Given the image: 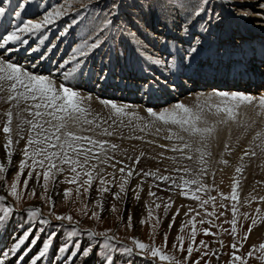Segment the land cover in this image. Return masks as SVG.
<instances>
[{
  "label": "rangeland",
  "instance_id": "374dc122",
  "mask_svg": "<svg viewBox=\"0 0 264 264\" xmlns=\"http://www.w3.org/2000/svg\"><path fill=\"white\" fill-rule=\"evenodd\" d=\"M29 1L17 0L18 5L19 3L25 4V10L30 8L27 10L31 11L32 9L31 16L26 18L25 22L29 20L39 22L46 13L56 9L64 12L58 18L53 17V22L42 28L41 32H18L20 40L14 43L16 45H6L7 49H16L18 45L24 43L23 41L32 38L33 47L36 43H42L41 56L44 58L45 54L49 53L48 49L54 47L53 50H56L55 53L56 56L59 55V59L55 58L56 56L53 57L51 70L46 71L44 76H60L59 78L63 79L61 72L57 71L60 68L59 65L64 61H70L61 70L62 72H67L74 66L75 62L71 61V54L72 50L81 43L82 32H86L85 38L92 36L94 39H99L100 46L88 51L86 57H81L80 60L83 63L72 76L63 81L80 94L85 93L93 96L92 92L89 93L85 89L91 88L93 84L94 86L99 84L97 83L98 79L89 72L92 68H98L94 62L109 70V72L103 70L101 77L106 73L110 74L111 69L119 75L117 70L120 67L126 68L128 62H132L130 43L139 34V24L147 31L149 30L152 35L155 34L154 40L158 49L164 47V53H166L170 48H173L168 45L167 47L160 45L163 42L169 44L172 40V37L166 36V33L160 34L157 29L166 24L167 17V13L164 15L161 9L160 0H32L33 7L28 5ZM164 1L168 7V16H170L180 40H182L181 36L186 34L185 29L193 32L198 30L197 32L200 34L186 37L189 39L188 42L192 40L191 45L196 46L197 38L203 35L205 32L203 29L206 28L208 34L203 37L206 40L201 38L203 42H206V51L209 52L212 48L222 59L228 55L229 52L224 50V43L215 44L220 33L218 31H223L224 19L222 18V5L218 4L219 1L194 0L191 3L189 0H183L185 7L174 6L172 0ZM222 1L236 17L252 12L261 14L259 9L264 8V0ZM5 2L1 3L0 7ZM197 7L202 8L203 11L199 16H194L193 13ZM24 9L20 10L17 6L14 11L23 13ZM15 12L12 16L15 15ZM4 17L2 16L4 21L13 19V17ZM143 18H147L144 23ZM10 24L8 32L16 30L15 26L17 25H23L14 20L10 21ZM165 30L164 32H166ZM62 32L64 35H61ZM233 33L237 37L235 40L237 45L241 44L243 38H241L236 25H233ZM139 39L142 44L146 43L144 36H140ZM201 45L199 44L197 47L200 48ZM251 45L254 46V44ZM237 47L238 60L245 64L242 62L244 55L242 48L239 45ZM140 51L139 45L137 52ZM186 56L187 52L184 53V57ZM126 58L128 62H124ZM166 58L162 64L154 63V65L159 66V75L157 76L160 77L161 83L159 81L158 83L167 90L175 85L173 74L176 68L173 70V67H168L170 63L173 64V57ZM229 58L231 63L232 53ZM39 59L42 60L41 57ZM208 60L206 61L208 62ZM134 62L136 63L135 60ZM132 66L137 68L134 63ZM200 66L201 64L197 65L198 68ZM183 69H180L179 72L184 73ZM226 79L221 82L224 86L222 88L220 85L217 87V83H213V86L210 84L209 89L183 92L169 104L164 102L161 108L147 107L145 99L139 94L126 101L104 99L118 106L127 105V113H135V110L131 108L136 107L143 108V110L151 108L160 112L171 109L177 103H183L194 110L199 105L209 121H215L217 117L210 114L208 105L218 104L219 100L214 96L211 99L208 97L214 90L233 92L231 86L234 81L229 77ZM54 81L58 85L61 83L57 79ZM235 83L237 84V80ZM248 83L250 85L249 81ZM243 85L245 86V84ZM251 86L254 87V91L257 90L255 86ZM185 87L188 89L191 86L186 84ZM7 95V91L0 93V96L5 97L0 100V145L4 150L2 158L7 169L3 173L5 179L0 181V196H4V199L0 200V216L5 215L3 211L5 208H10L11 214L3 222H0V228L5 229L13 215L18 216L20 224L18 225L19 234L16 238L18 239L25 232H29V238L21 247L25 248L31 243L32 238L36 237L38 238L37 243L31 249L36 248V251L39 252L44 241L51 237L47 252L51 250L54 254H61V260H65L63 263L69 258L72 264H82L88 259L97 260L100 264H125L128 260L134 261L136 258H142L148 264H160L158 258L153 259L150 253L147 256L139 254L141 250L135 248L133 238L160 248L164 244L165 234H167V247L163 250L168 255H174L180 264H196V262L199 264H264V261L259 259L261 255H264V252L258 247L260 243L264 242V200L261 199L264 197V135L259 139H254L257 132L264 133V109L259 106L257 99L264 94L254 96V98L258 97L253 103L240 106L235 120L217 125L215 138L211 139L204 149L206 153L210 152L211 154L204 155L205 163L203 164L199 163L201 157L200 153L195 151V145L191 153L186 149L183 152L172 150L174 144L178 147L181 142L175 138L169 140L165 137L169 134L167 128H171L173 132L178 131L175 126H165L158 121H153L146 111V115L137 114L142 118L140 120L129 115L117 116L110 105L92 103L84 99L83 106L89 110L86 118L94 120L100 126L93 127L83 124L84 129L91 127L92 131H82L78 134L92 137L98 141L104 140L108 144L105 145L104 153H101L99 147H96L94 153L89 154L95 155L96 158L90 159L84 169L77 166L81 177L75 183L66 182L75 175L71 172L70 165L67 163L61 165L57 161V166L62 167L63 171L57 172L55 181L50 180L48 184L47 196L50 199L42 198L45 195L42 177L45 169L40 168L38 164L35 167V172L41 173L40 180L37 181L33 176L27 187L22 183L23 180L28 179L27 173L33 171L31 152L35 145L28 146L29 157L26 158L23 152L30 134V126L24 124L18 128L19 121L15 116L17 109L12 106L14 102L10 103L6 100ZM10 108L13 112L10 133L13 141L10 146L13 153L11 161L6 156L4 147L6 134L3 132L4 124L7 121V117L3 113H6ZM21 115L24 119H32L27 112H23ZM145 125L149 126L145 127ZM105 128L112 131L114 135H100L99 133ZM141 128L144 130L141 131ZM157 129L160 131L157 132ZM72 131L77 130L73 128ZM180 134L187 139V134ZM137 136L142 139H135L134 137ZM112 144L117 146L114 150L110 147ZM246 150L248 155H244ZM252 152H255V156L251 155ZM105 155L109 157L106 161ZM188 155H191L192 159H187ZM137 157H140L139 162L136 160ZM242 157L243 159H241ZM36 159L39 160L41 157L38 156ZM78 159L83 162L84 158L80 156ZM22 160L30 167L25 168L20 176L18 191L21 193V199L16 200L8 195V192L15 174L20 171L19 164ZM93 164L96 165L95 169L91 168ZM185 167L188 168L187 172L183 170ZM237 167H242L240 173L236 172ZM120 168L125 169L124 173L119 171ZM84 170L92 171L96 176L88 192L84 191V188L88 187L83 184V180L87 178L83 174ZM129 171L132 172L131 176L128 175ZM145 173L151 174L145 175ZM101 176L106 181L104 185L100 182ZM162 177H169V179L165 180ZM196 178L199 179V184H185V181H192ZM234 180L238 182V197L235 201L230 198L231 186H229L230 182L233 183ZM125 181V191L121 192L119 184ZM33 187L36 188L35 196H29L27 193ZM103 187H106L108 191H99ZM66 189L70 190L67 199L64 197ZM115 193H119V198H114ZM193 196H198L199 199H193ZM209 197H214V201L209 200ZM202 200H208V203L201 204ZM98 202L103 204V208L97 206ZM233 205L236 207V232L234 234L231 223ZM113 206H115V211H113ZM165 206H167V210H165ZM149 209L152 212L151 217L148 215ZM94 211L99 214V218L92 217ZM33 212H35L34 215L31 214ZM55 215L71 216L72 222L56 220ZM129 217H131V227H129ZM253 218L258 221L256 224H253ZM141 220H144L143 224ZM189 220L192 221L191 224L188 223ZM250 226L251 232H249ZM193 229H195L194 236ZM205 230L209 233L208 235H205ZM101 233H106V235H101ZM246 235L247 239H245ZM177 237H182L183 251L180 250L181 243ZM0 238H2L1 234ZM233 244L236 245L235 249L232 247ZM173 245L176 247L174 248ZM189 245L193 248L190 256L187 252ZM129 248L133 251H126ZM85 249L88 250L87 255L83 254ZM250 251L253 253L251 257L248 256ZM233 252L242 257V261L234 262Z\"/></svg>",
  "mask_w": 264,
  "mask_h": 264
},
{
  "label": "snow or ice",
  "instance_id": "6c2138e0",
  "mask_svg": "<svg viewBox=\"0 0 264 264\" xmlns=\"http://www.w3.org/2000/svg\"><path fill=\"white\" fill-rule=\"evenodd\" d=\"M2 2L3 0H0V3ZM172 2L174 6L185 7L183 0H172ZM18 7L20 9H24L25 4L19 3ZM201 11H203V9L197 7V10L193 13V15L199 16ZM4 13L5 8L0 7V15H3ZM63 14L64 12H62L60 9H56L53 12L46 13L39 22H33L29 20L24 22L22 26L17 25L16 30L8 32L6 35L0 37V40H2V45H8L10 42L20 40L18 32L32 33L35 31H39L46 25L52 23L53 17L58 18ZM15 15L20 16V11H16ZM203 30L207 31L206 28H204ZM61 35H64V33L62 32ZM85 36L86 32H82L80 38L81 43L72 50L71 61L75 62L74 66L69 71L62 72L61 70L64 69L65 65L70 62L64 61V63H62L60 65V68L57 70L58 72H61V75H63L65 81L68 79V77L72 76V74L77 70V68L80 67L81 63H83L80 58L86 57L88 55V51L96 49L100 46V41L98 38L94 39V37L92 36H88L87 38H85ZM23 42L27 43V41ZM199 44L200 39L197 38L196 45ZM9 50L10 49H5V51ZM32 51H36V49H33ZM198 51L199 48L197 46L190 47L187 52V56L181 58V62L190 61V58L193 56V54ZM43 58L44 56H41V59ZM148 59L152 63H163V61L154 60L151 57H149ZM175 66L176 65H173L171 63L168 65L169 68ZM4 82H7L8 84L6 89ZM145 87H148V85H145ZM172 87H175V85H172ZM5 91H7L8 93L6 100L10 103L14 102L12 106L17 109L15 116L16 119L19 121L18 128H20L24 124L30 126V134L28 137L27 145L23 152V155L26 158L29 157L28 146L35 145L31 152V167L33 168V171L27 173L28 179L23 180L22 183L25 187H27L29 185V180L32 179L33 176H35L37 181L40 180L41 173L35 172V167L37 164L40 166V168L45 169L42 173L43 188L45 190V195L42 198L50 199V197L47 196L48 184L50 180L53 182L55 181L57 172L63 171L62 167L57 166V161H59L61 165L65 163L70 165V170L75 175L70 181L66 182L75 183L79 181L81 177V172L77 171V166H79L81 169H84V166L88 164L90 159H95V155L89 154L94 153L96 147H99L101 153L105 152V145L108 144L107 141H98L92 137L78 134L82 131H92L91 127L88 129H84L82 127L83 124H87L93 127L100 126L99 124H96L94 120L86 118L89 110L83 106V101L84 99L90 100V96L82 97L79 92H77L72 87L67 86L64 82H61L59 85H56L54 79L49 76L34 74L32 72H29L24 66L19 65L15 61H11L6 58H0V93H3ZM213 96L219 100V103L214 105L209 104L208 109L211 115L217 117L215 121H209L207 116L204 114L203 109L199 105L195 110L186 106L183 103H177L171 109H165L160 112H156L151 108L145 109V111L148 113V116L151 117L153 121H158L165 126H175V128L178 129V131L173 132L171 128H167L169 134L165 137V139L172 140L175 138L176 140L181 142L178 147L175 144L173 145V151L179 150L183 152L186 149L189 153H191L195 145V151L200 153L201 157L199 163L203 164L205 163L203 160L204 155L211 154L210 152L206 153L204 149L208 146V142L211 139L215 138L217 125L226 124L229 120H235L238 114L239 107L245 104H251L256 99L250 94H245L236 91L228 92L214 90V92L210 94L208 99H211ZM2 99H5V97L0 96V100ZM258 100L259 106L264 109V96L259 97ZM101 103L105 105H110L114 114L117 116L129 115L134 116L137 120L142 119L136 113H127L126 106H118L115 103H111L109 101H101ZM21 105H23V107H21ZM23 112H27L28 115L32 117V119H24L21 115V113ZM3 115L7 117V121L3 127V132L6 134V143L4 147L6 151V156L8 157L9 161H11V157L13 155L12 151L10 150V146L13 143L10 135L11 122L13 120V112L11 108L6 113H3ZM148 126L149 125H145V127ZM73 128H75L77 131H72ZM143 130L144 129L141 128V131ZM159 131L160 129H157V132ZM180 133L187 134V139L184 135H181ZM99 134L107 136L114 135V133L108 130L107 128H105ZM262 135H264V133L257 132L254 139H259ZM134 138L142 139V137L138 136ZM110 147L114 150L117 146L112 144L110 145ZM161 147H164V145H161ZM225 148H227V145H225ZM248 154L249 153L246 150L244 155ZM141 155H143V153H141ZM251 155L255 156V152H252ZM38 156L41 157V159L37 160L36 157ZM80 156H83V162L78 159V157ZM107 159H109V157L105 155V161ZM139 159L140 157L136 158L137 162H139ZM187 159H192V156L188 155ZM241 159H243V157ZM27 167L30 166L27 165L24 160H22L19 164L20 171L15 174L13 181L10 185L8 195L12 196L16 200L21 199V193L20 191H18V184L20 183V176L23 170ZM113 167L115 166L113 165ZM91 168L95 169L96 165H91ZM53 169H55V171H53ZM183 170L187 172L188 168L185 167ZM6 171L7 169L4 167V165L0 164V181L5 179L3 173H5ZM119 171L121 173H124L125 169L120 168ZM177 171H179V169H177ZM241 171L242 167L236 168L237 173H240ZM83 174L87 177L83 180V184L88 186L84 188V191L88 192L92 185V181L96 178V176H94L93 172L89 170H84ZM149 174L151 173H145V175ZM128 175L131 176L132 172L129 171ZM162 179L167 180L169 179V177H162ZM100 182L102 185L106 183L102 176L100 177ZM125 183L126 181L119 184L121 192L125 191ZM188 183L199 184L200 181L198 178H196L192 181H185V184ZM237 188L238 182L234 180L231 186L230 196V198L234 201L237 200L238 197ZM99 191L104 192L108 191V189L106 187H103L99 189ZM77 192H79V189H77ZM27 194L29 196H35V189L32 188ZM69 194L70 190L66 189L64 191V197L67 199ZM149 194L154 195L153 193ZM181 194L183 195L184 193L182 192ZM114 198H119V193H115ZM192 198L199 199L198 196H193ZM3 199L4 196H0V200ZM208 199L214 201L215 198L209 197ZM261 199L264 200V197H262ZM207 203L208 200L201 201V204ZM97 206L103 208L102 203L98 202ZM157 207H159V205H157ZM221 207H223V205H221ZM165 210H167V206H165ZM3 211L5 215L0 216V222H3V220L11 214L10 208H5L3 209ZM113 211H115V206H113ZM257 211L259 212V209H257ZM235 213L236 207L235 205H233V220L231 221L233 225V234L236 232ZM31 214L34 215L35 212ZM148 215L149 217H151L152 215L150 209ZM92 217L99 218V214L94 211L92 213ZM55 219L67 220L70 223L72 222V217L67 215H55ZM201 222L203 223V221ZM257 222L258 221L253 218V224H256ZM141 223L143 224L144 220H141ZM188 223L191 224L192 221L189 220ZM129 227H131V217H129ZM249 232H251V226L249 227ZM208 234L209 233L207 232V230H205V235ZM53 235L55 234L53 233ZM101 235H106V233H101ZM194 235L195 229H193V236ZM28 238L29 232H25L23 236L19 237L15 241V243L11 246V248H9L7 253L0 250V257L7 256L9 254H16V250L19 249L21 245H24L25 241ZM247 238L248 237L246 235L245 239ZM37 239L38 238L36 237L32 238L31 243L23 249L22 254L17 255L16 264H23L24 259L27 256L29 250L33 245L37 243ZM167 239V234H165L164 244L160 248H157L154 245H147L135 238H133V244L136 249L141 250L139 254L147 256L150 253L153 259L158 258L160 264H180V262L176 259L174 255H168L163 250L167 247ZM177 240L180 241V250L183 251L182 237H177ZM50 241L51 237H49L48 240L44 241L43 247L39 250L37 255L32 256V258L28 261V264H36V262L39 261L41 257H44L46 255ZM201 243L203 244V241H201ZM173 247L175 248L176 245H173ZM232 247L233 249H235L236 245L233 244ZM253 247L255 248V246ZM258 247L262 252H264V242L260 243ZM60 250L63 251V249ZM126 251L132 252L133 249L129 248L126 249ZM192 251L193 248L191 245H189L187 248L189 256L191 255ZM83 254L87 255L88 250L85 249ZM252 254V251H250L248 253V256L251 257ZM259 259L264 261V255H261ZM233 261H242V257L237 256L235 252H233ZM0 264H5L3 259H0ZM196 264H199V262H196Z\"/></svg>",
  "mask_w": 264,
  "mask_h": 264
},
{
  "label": "bare ground",
  "instance_id": "6f19581e",
  "mask_svg": "<svg viewBox=\"0 0 264 264\" xmlns=\"http://www.w3.org/2000/svg\"><path fill=\"white\" fill-rule=\"evenodd\" d=\"M4 1L6 2L2 7L5 8V13L3 15H0V37L7 34L8 32L7 29L11 26V24H13V23L10 24V21L14 20L15 22H19L20 24H23L25 22V19L30 17L32 14L31 13L32 9L31 11H28L27 9L30 8H27L26 10L24 9L23 13H21L20 16H15V15L12 16L13 12H15L14 10L18 6L17 0H3V2ZM190 1L191 3H193L194 0H189V2ZM217 1H219L218 2L219 5H222L221 6L222 18L224 20L222 23L223 31H218V33L219 32L220 33L218 34L217 39L215 40V44L216 43L225 44L224 50L229 52L226 57H224L223 59L218 57L217 56L218 53H216V50L212 48L211 51L209 52L206 51V47H205L206 42L205 41L203 42V40H201V38H203L208 34V32L205 31L203 32V35L200 36L199 38L200 44H202L201 47L199 48V51L193 54L190 61L181 62V58H184V53L188 52L190 47L193 46L191 45L192 40L191 42H188L189 39L186 37H193L194 35L200 33L197 32L198 30L196 32L195 31L193 32L191 30L186 29V31H184L186 32V34H184L185 36H181L182 40H180L178 38V33L175 32V28L172 24L171 18L170 16H168L167 4L165 3L164 0H160L161 9L163 10L164 15L167 13L166 15L167 17L165 21L166 24H163L161 28H157V29H159L160 34L166 33V36L172 37L171 38L172 40H170L169 44H167V42H163L160 45L161 46L164 45L166 47L168 45L173 48H170L169 51H167L166 53H164V47L158 49L157 48L158 46L156 45V42L154 40V38L156 37L155 34L152 35L151 33H149V30L147 31L145 27L140 26L141 24H139V34L136 37H134L133 38L134 40H132L130 43L133 48L129 45L132 54V62H128L127 58L124 59V62H128V66L126 68L120 67V69L117 70V73H119V75L113 72V70L111 69L110 74L106 73L104 74L103 77H101L102 75L101 73L103 72V70H105V72H109V70L104 69V67L99 65V63L94 62L95 65H98V68L97 69L92 68L89 70V72L92 73L93 76H95V78L98 79L97 83L99 84H97V86L95 85L96 87L93 84L91 88L85 89V91L89 93L92 92L93 96L87 95L85 93H82L81 96L82 97L90 96V100L89 99L87 100H89L92 103L101 104V101L104 98L126 101L127 99L136 97L137 94H139L143 99H145V104L147 107L154 106L156 108H161L164 102L165 104H169L170 102L176 100L178 96H181L183 92L187 93V91H192V90L202 91L204 89H209L210 84L211 86H213L212 85L213 83H217V87L220 85V87L222 88L224 86L221 82L227 80L226 77H229V79H232L234 81L233 86H231L232 91L250 94L252 97L256 95L264 94V55H262L264 54V15H263L264 8L259 9L261 14H255L254 12H252L249 14L247 13L242 14L241 16L236 17L232 12L229 11L230 9L226 6V4H224V1L222 0H217ZM33 3L34 2L30 0L28 5L32 6ZM2 16L8 18L13 17V19H7L6 21H4L5 19L3 20ZM146 19L147 18H143V23L146 21ZM233 25L237 26V29L241 34L240 36L241 38H243V42H241V44L238 45L242 48V52L244 54L242 62H245V64H242L238 60V54H236V52L238 51L237 49L238 45H237V41H235L237 37L234 36L235 34L233 33ZM249 26H251V28H248ZM164 30L166 32H164ZM35 32L38 33L41 32V30ZM139 35L144 36L146 38L145 44L144 43L142 44V42H140ZM203 39L206 40V38ZM31 40L32 38L28 39L27 43H22L18 45L16 49H12V50L10 49L9 51H5V49H7L6 45H2V40H0V45H2L0 46V52H1L0 58H6L11 61H15L18 64L22 62L19 65L24 66L29 72L38 75H44L46 71L51 70L52 59L54 56H56L55 53L56 50L55 51L53 50L54 47L48 49L49 53L47 52L45 58L40 60L39 58L41 57V54L43 52V49L41 48L42 43H36V45L33 47ZM16 42L17 41L10 42L9 44L12 45ZM251 44H254V46L252 47ZM139 45L141 47V51L137 52L139 51ZM33 49H36V51H32ZM159 53H161L162 55ZM230 53H232L233 55V60L231 63H230L231 59L229 58ZM63 54H65V52H63ZM207 54L208 57H206ZM149 57H151L154 60L160 59L161 61H163L166 57L168 58L173 57L172 58L173 65H176L175 67H173V70L176 68V71L173 74L174 82H175L174 88L171 86L166 90L165 88L162 87V85L160 84L161 82L159 81L160 77L158 78L157 76L159 75V66L154 65V63H152L148 59ZM55 58L59 59V55H57ZM207 59H209L208 62L206 61ZM134 60L136 61V63L134 62ZM133 63L137 68L132 66ZM198 64H201L199 68L197 67ZM180 69L185 70L184 73L179 72ZM123 71L125 73L122 74L121 72ZM59 77L57 76L51 78L54 80L57 79V81L60 82L65 81L63 76H61L63 77V79ZM235 80H237V84L235 83ZM158 81L160 83H158ZM248 81L250 82V85ZM240 82L245 84V86ZM55 83L56 85H58L57 82ZM4 84H5V88H7L8 86L7 82H4ZM186 84H188L191 87L186 89L185 87ZM145 85H148V87H145ZM251 85L255 86L257 90L260 89L261 90L258 92L257 90L254 91V87H252ZM162 89H164V91H162ZM106 99H104V101ZM131 109H134L135 110L134 112L138 115H146L145 110H143V108L136 107ZM3 153L4 150L2 148V145H0V164H3L5 167L6 163H4L3 161L4 159L2 158ZM230 183H231L230 185L229 183L226 184L232 186L233 183L232 182ZM19 224L20 222L18 216L13 215L7 227L5 229L2 227L0 228V234L2 235V238H0V250H2L3 252L7 253L9 248H11V246L17 240L16 237L19 234L18 233ZM23 249L24 247H21L16 250V254L14 255L9 254L7 256L0 257V259H3L5 264H16L17 255L22 254ZM34 252H36V254H34ZM37 253L38 252L36 251V248L30 249L29 253L24 259L23 264L24 263L28 264V261L32 258V256L37 255ZM61 256H62L61 254H54L50 250V252H47L44 257H41L40 260L36 262V264H72L69 258L66 260L65 263H63V261L65 260H61ZM82 264H100V263L97 260L88 259L85 260ZM125 264H148V263L142 258L140 259L136 258L134 259V261L128 260Z\"/></svg>",
  "mask_w": 264,
  "mask_h": 264
}]
</instances>
